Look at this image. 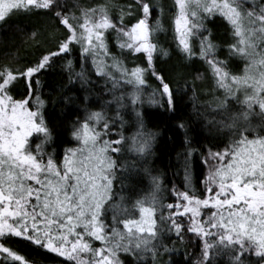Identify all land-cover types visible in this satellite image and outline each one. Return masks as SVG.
<instances>
[{"label":"snow or ice","instance_id":"6c2138e0","mask_svg":"<svg viewBox=\"0 0 264 264\" xmlns=\"http://www.w3.org/2000/svg\"><path fill=\"white\" fill-rule=\"evenodd\" d=\"M174 7L178 49L188 60L203 61L205 71L195 79L210 80L223 95L202 106L221 118L207 122L215 126L216 143L203 153L207 174L199 191L190 166L195 129L177 124L183 129L184 188L167 189L171 202L165 203L163 178L148 161L157 133L145 123V89L155 79L147 103L170 112L183 89L172 87L157 66L170 53L155 42L164 25L152 0L93 6L0 0V26L18 13L44 11L60 30L49 34L53 48L45 47L43 30L28 35L42 49L34 61L0 65V264H32L12 246L14 238L63 264H127L130 257L137 264L151 257L152 264L174 251L166 243L169 233L202 241L196 264H215L220 256L227 264H250L249 254L264 262V0H174ZM215 17L230 26L226 48L207 26ZM112 33L119 52L110 47ZM133 53L146 57L143 66L127 65ZM60 58L84 93L62 97L83 113L72 122L75 144L62 156L54 147L57 130L46 119L47 101L35 87ZM77 64L80 70L73 71ZM130 155L136 158H124ZM142 176L149 184L138 191L135 180Z\"/></svg>","mask_w":264,"mask_h":264},{"label":"trees","instance_id":"16d2710c","mask_svg":"<svg viewBox=\"0 0 264 264\" xmlns=\"http://www.w3.org/2000/svg\"><path fill=\"white\" fill-rule=\"evenodd\" d=\"M102 2L104 0H80V3L84 6H93L96 3ZM118 2L124 4L129 2V0H118ZM152 3L156 6L154 15L162 19L164 32L166 33L164 35L159 32L155 42H158L159 45L166 48L170 53L168 57H159L157 66L168 74L172 87L183 89V91L177 93L175 112L158 108L160 113L154 111L156 116L152 118V122L149 121L150 128L157 133L156 138L161 134L160 143H154L153 145L152 152L155 153L156 151L158 154L157 159H154L153 168L154 174L160 175L163 178V187L165 189L164 202L168 203L171 200L167 189L173 186L181 189L184 188V157L181 155L184 151L181 146L183 129H179L177 124L187 122L191 128L195 129V132L192 133L195 140L192 148L195 149V152L190 158V166L193 186L199 191L204 187L203 180L206 175V166L201 163L203 153L205 149L216 143V140L213 139L215 126L208 125L205 115L197 117L195 110L207 113V110L202 106L211 101L213 96H215L209 95L210 90L217 97L222 96L223 93L217 92L213 82L210 80L205 79L204 81H200L195 79L197 73L205 71L206 65L198 57H193L191 60L186 59L184 54L178 49L177 37L174 30V0H152ZM160 8L164 10L162 17L159 11ZM207 26L214 34L215 42L221 48H226L227 44L232 42L230 26L222 18H213ZM34 30H43L44 38L47 39L45 47L53 48L54 41L49 34L55 30L58 35L60 30L56 27V21L50 15L45 14L44 11H37L27 15L18 13L7 24L0 26V65L7 64L14 67H22L29 61H34L40 55L42 49L33 46V42L28 39V35ZM113 40H115V36L112 35L110 41ZM219 55L223 59L226 56V52L222 50ZM129 56L133 58L134 64L137 63L142 66L146 59V57L140 54ZM79 70L80 67L77 64L73 71ZM69 78L66 60L60 58L49 70L38 77L40 83L35 85L39 90V94L47 101L45 106L46 119L50 120L51 126H54L57 130L58 142L54 147L61 156L64 148L74 146L75 141L71 136L72 122L77 116H82L83 114L82 110H78L80 108L78 103L69 104L62 99L65 95L80 96L84 94L81 86L79 89L67 88ZM193 83L195 87L188 90L186 86ZM149 85L150 87H147L149 89L158 87L155 79H149ZM95 91L98 92L99 89ZM92 98L96 99L97 97L93 94ZM133 130L129 129V133ZM33 139L35 142H39L35 136ZM201 145H203V148ZM124 158L131 159L132 155L125 156ZM135 183L138 185L136 186L138 188L142 185H147L144 177H137ZM172 195L174 196V194ZM168 236L170 242L166 241V243L169 244L170 248L174 247V251L168 255L162 252L161 257L152 262V264H167L173 257H177L176 264H189V262L190 264H196L200 256L202 241H198L195 236L189 237L188 235H185L183 240H178L175 233H169ZM12 246L20 254L29 259L32 264H63V258L46 252L44 249L37 248L27 241L14 238ZM249 258L250 264L263 263L254 254H249ZM227 260V256H220L215 259V264H227ZM150 261L151 257H147L144 259L143 264H150ZM127 264H137V261L134 257H130L127 260Z\"/></svg>","mask_w":264,"mask_h":264},{"label":"rangeland","instance_id":"374dc122","mask_svg":"<svg viewBox=\"0 0 264 264\" xmlns=\"http://www.w3.org/2000/svg\"><path fill=\"white\" fill-rule=\"evenodd\" d=\"M161 33H163L164 35L166 34L165 32H164V30L163 31H161ZM112 35L113 36H115V33H112ZM115 44H116V40H113V41H110V47H112L113 48V51L115 50L116 52H118L119 51V48H118V46H115ZM196 47H197V50H198V44L196 45ZM133 55H137V54H135V53H133ZM136 60V59H135ZM125 62L127 63V65L129 66V67H133V66H135L137 63H135L134 64V60H133V58L132 57H130V56H127V58H126V60H125ZM134 64V65H133ZM70 79V78H69ZM80 84L79 83H72V82H70V80L68 81V83H67V88H73V89H79L80 88ZM153 91V88L152 89H149V88H147L146 90H145V93H146V95H145V104H144V112H145V123H146V126H147V129H149V130H152L151 128H150V123H149V121H151L152 120V118H154L155 116H156V114H155V112L154 111H156L157 113H160V111H158V107H156L155 105H151V104H148L147 103V94L148 93H151ZM213 95H215L216 96V94H213ZM223 95V94H222ZM205 117H206V119L207 120H210V119H212L213 117H215L216 119H220L221 117H219V116H217L215 113H213V112H211V110L209 109V110H207V113H206V115H205ZM126 119H129V117H126ZM152 122V121H151ZM208 122V121H207ZM257 122H258V118H257ZM131 133V132H130ZM129 133V134H130ZM161 138V134L158 136V138H156V140H155V143H157V144H159L160 143V139ZM157 157H158V154H157V152L155 151V153L154 152H152V154H151V156L148 158V161H149V166L153 169V171H154V168H153V162H154V159L156 158L157 159ZM136 157H135V155H132V158L131 159H135ZM159 159V158H158ZM155 172V171H154ZM206 174H207V168H206ZM206 176V175H205ZM142 177H144V181L145 182H147V185H142L140 188H138L137 187V190L139 191V190H146L147 189V186H148V184H149V178L147 177V176H142ZM136 186H138V185H136ZM142 187H144V188H142ZM161 257V256H160ZM159 258H157V260H158ZM176 260H177V257H173L172 259H171V261H173L174 262V264H176ZM155 262V261H154ZM169 262V261H168ZM168 264V263H167ZM262 264H264V262L262 263Z\"/></svg>","mask_w":264,"mask_h":264}]
</instances>
